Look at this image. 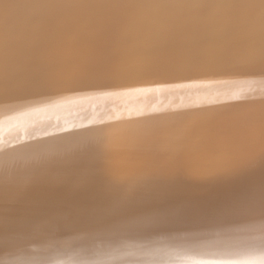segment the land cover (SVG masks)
Wrapping results in <instances>:
<instances>
[{"label":"bare ground","instance_id":"1","mask_svg":"<svg viewBox=\"0 0 264 264\" xmlns=\"http://www.w3.org/2000/svg\"><path fill=\"white\" fill-rule=\"evenodd\" d=\"M0 264H264V0H0Z\"/></svg>","mask_w":264,"mask_h":264}]
</instances>
